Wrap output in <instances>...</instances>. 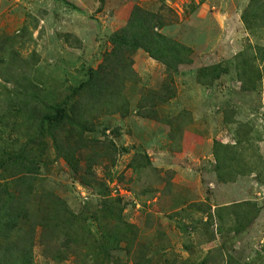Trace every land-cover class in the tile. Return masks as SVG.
I'll return each instance as SVG.
<instances>
[{
  "label": "rangeland",
  "instance_id": "rangeland-1",
  "mask_svg": "<svg viewBox=\"0 0 264 264\" xmlns=\"http://www.w3.org/2000/svg\"><path fill=\"white\" fill-rule=\"evenodd\" d=\"M250 3L0 0V264H264ZM139 9L187 60L114 49Z\"/></svg>",
  "mask_w": 264,
  "mask_h": 264
},
{
  "label": "trees",
  "instance_id": "trees-1",
  "mask_svg": "<svg viewBox=\"0 0 264 264\" xmlns=\"http://www.w3.org/2000/svg\"><path fill=\"white\" fill-rule=\"evenodd\" d=\"M252 5V6H251ZM254 5V6H253ZM255 7V9L253 8ZM253 9L252 13L259 19L258 13H264V0H251L248 9ZM258 12L256 13V11ZM261 11V12H259ZM247 10L244 11L242 19L245 21ZM156 16L145 10H136L130 19L128 25L114 33L111 36V42L114 49L117 51L142 49L148 53L149 56L161 60L166 67L174 69L176 65L187 60L189 50L173 41H170L159 34L156 30L158 25H154ZM153 22V23H152ZM264 26V23L263 25ZM214 68H218L216 65ZM211 71L215 69H210ZM204 72L209 70H203ZM64 109H57L55 116L60 114L63 119ZM57 122V120H55Z\"/></svg>",
  "mask_w": 264,
  "mask_h": 264
}]
</instances>
